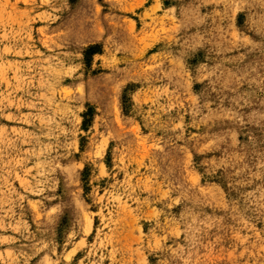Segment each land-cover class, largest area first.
Returning <instances> with one entry per match:
<instances>
[{
  "label": "rangeland",
  "instance_id": "rangeland-1",
  "mask_svg": "<svg viewBox=\"0 0 264 264\" xmlns=\"http://www.w3.org/2000/svg\"><path fill=\"white\" fill-rule=\"evenodd\" d=\"M0 264H264V0H0Z\"/></svg>",
  "mask_w": 264,
  "mask_h": 264
}]
</instances>
